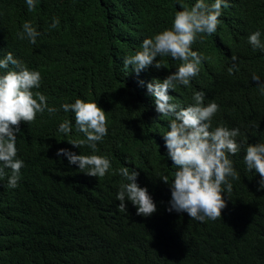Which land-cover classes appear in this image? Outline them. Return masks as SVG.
<instances>
[{"label": "trees", "instance_id": "16d2710c", "mask_svg": "<svg viewBox=\"0 0 264 264\" xmlns=\"http://www.w3.org/2000/svg\"><path fill=\"white\" fill-rule=\"evenodd\" d=\"M35 2L29 11L26 0H0V59L11 52L39 71L41 85L33 92L59 111L45 110L31 124H20L17 159L24 166L18 186L8 187L10 170L0 179V264H264V189L243 160L248 144L264 143V94L252 81L255 74L264 83V52L248 43L256 31L264 43V0H226L216 32L200 34L202 40L198 35L191 45L207 58L198 75L168 92L171 102L187 107L193 93L203 91L205 105L219 106L211 130L240 129L241 150L229 155L240 178H229L233 190L222 193L227 204L222 217L204 222L167 211L171 188L162 178L171 183L177 169L163 135L172 117L156 111L147 90L181 61L157 57L164 67L139 74L123 64L142 50L144 39L172 28L179 5L190 8L197 0ZM54 18L57 28L51 27ZM25 22L40 33L35 44L17 35ZM233 55L239 71L229 75ZM8 70L11 65L0 75ZM76 99L96 102L105 111L108 134L96 153L69 143L86 139L76 130L74 113L61 108ZM65 120L71 122L67 134L58 131ZM59 149L106 157L111 167L103 178L90 177L57 156ZM123 167L139 172L138 185L157 206L152 216L137 215L130 201L126 211L118 209L117 194L127 183L119 174Z\"/></svg>", "mask_w": 264, "mask_h": 264}, {"label": "clouds", "instance_id": "9594fccd", "mask_svg": "<svg viewBox=\"0 0 264 264\" xmlns=\"http://www.w3.org/2000/svg\"><path fill=\"white\" fill-rule=\"evenodd\" d=\"M26 4L29 11L35 9V0H26ZM228 6L226 0H215L211 4L205 3V0H197L190 8L179 5L182 10L175 13L171 29L144 39L141 51L123 59L125 68L131 65L137 74L150 66L157 70L164 67L157 57L170 56L181 61L177 70L162 82H149L147 90L154 98L156 111L164 117H172L170 130L163 135L168 157L177 169L171 183L168 182L167 176L162 178L171 188L170 206L167 211L187 213L191 219L200 222L206 219L215 221L222 217V209L227 206L222 193H230L233 190L229 178H240L232 160L229 159V155L234 156L241 150V145L236 140L240 129L219 126L211 130V121L219 106L215 102L205 105L203 91L194 92L193 103L187 107L171 102L172 96L168 92L170 89L175 90L177 84L188 86L190 80L198 75L199 65L207 58L192 51L191 45L198 35H211L216 32L222 7ZM58 26L59 21L54 18L51 27ZM17 35L21 40L27 38L30 43L35 44L40 33L30 22H25L23 32ZM260 36L259 31L252 33L248 37V43L253 50L264 52V43L261 42ZM200 38L202 40L203 36L200 35ZM231 60L229 75L239 71L238 57L233 55ZM10 65L13 70L0 75V179L8 176L7 170H10L8 187L16 188L20 170L24 166V162L17 159L16 147L21 122L31 124L38 113L42 114L47 110L49 114H55L59 109L49 107L47 98L40 92H33V89H39L41 85L39 71L29 70L22 61L14 58L11 52L0 59V69H9ZM252 81L257 83L264 94V83H261L260 77L253 74ZM61 108L66 113H74L76 130L86 136V139L69 143L79 148L87 145L96 153L97 143L108 134L105 111L96 102H86L82 99H76L74 103H64ZM58 131L69 133L71 122L65 120L60 123ZM245 153L243 160L247 170H255L259 174V187L264 189V143L248 144ZM60 155L65 156L70 164L77 165L81 172L90 177L103 178L111 167L108 158L96 154L77 155L67 149H59L57 156ZM119 174L127 183L121 184L117 194L116 199L120 202L118 209L126 211L125 201H130L137 208V215L152 216L157 211V206L148 189L138 185L139 172L123 167L119 169Z\"/></svg>", "mask_w": 264, "mask_h": 264}]
</instances>
